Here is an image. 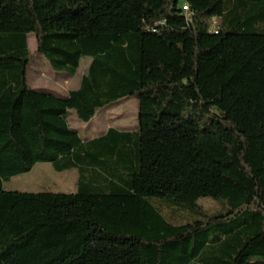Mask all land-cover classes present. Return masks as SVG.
<instances>
[{"label":"trees","instance_id":"1","mask_svg":"<svg viewBox=\"0 0 264 264\" xmlns=\"http://www.w3.org/2000/svg\"><path fill=\"white\" fill-rule=\"evenodd\" d=\"M30 33L77 88L29 85ZM128 97L134 130L69 124ZM28 159L76 191L3 189ZM0 264H264V0H0Z\"/></svg>","mask_w":264,"mask_h":264},{"label":"rangeland","instance_id":"2","mask_svg":"<svg viewBox=\"0 0 264 264\" xmlns=\"http://www.w3.org/2000/svg\"><path fill=\"white\" fill-rule=\"evenodd\" d=\"M218 22L216 18L211 19V24L214 26ZM27 44L30 53V66L27 79L32 88L49 90L58 95H66L70 90L77 87L82 74L86 70L89 57L81 58L77 72L73 76H70L53 71L48 61L43 56L36 54L37 45L34 34H28ZM136 106L137 102L133 97L123 98L113 105L99 110L88 122L79 120L72 111L69 116V124L71 127H76L83 138L88 135V131L94 130L98 133L100 128L107 123L112 124L118 129L134 130L138 125ZM14 126L17 127V125ZM31 160L33 161V159ZM28 161L29 170L4 181L3 189L32 193H74L76 191L78 176L76 169L55 171L50 163H35L33 161V164H31L30 159ZM198 203L210 211L218 207L215 201L208 197H201ZM164 211L166 215L170 214L168 209ZM183 216H185L184 212L177 214L178 218H182Z\"/></svg>","mask_w":264,"mask_h":264},{"label":"crops","instance_id":"3","mask_svg":"<svg viewBox=\"0 0 264 264\" xmlns=\"http://www.w3.org/2000/svg\"><path fill=\"white\" fill-rule=\"evenodd\" d=\"M89 63H90V58H89V60H88V62H87V65H86V70H87V67H88V65H89ZM86 70L84 71V73L86 72ZM83 73V74H84ZM80 81V80H79ZM78 85H79V83H78ZM78 85H77V87H78ZM76 87V88H77ZM68 121H69V118H68ZM110 127H114L112 124H110V123H107V124H105L104 126H102L101 128H100V131H98V133H96L94 130H92L91 132L90 131H88V135H86L85 137H84V139H91V138H94V137H96V136H99V135H102V134H104V133H106V131L108 130V128H110ZM73 128H75L76 130H78L76 127H73ZM115 128H117V127H115ZM80 135V134H79ZM81 136V135H80ZM81 138H83V137H81Z\"/></svg>","mask_w":264,"mask_h":264},{"label":"built area","instance_id":"4","mask_svg":"<svg viewBox=\"0 0 264 264\" xmlns=\"http://www.w3.org/2000/svg\"><path fill=\"white\" fill-rule=\"evenodd\" d=\"M182 9H183V10H187V9H188V8H187V5L184 4V5L182 6Z\"/></svg>","mask_w":264,"mask_h":264}]
</instances>
